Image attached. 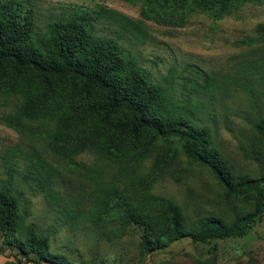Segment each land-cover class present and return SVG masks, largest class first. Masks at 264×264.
<instances>
[{"label": "rangeland", "instance_id": "rangeland-1", "mask_svg": "<svg viewBox=\"0 0 264 264\" xmlns=\"http://www.w3.org/2000/svg\"><path fill=\"white\" fill-rule=\"evenodd\" d=\"M24 2L34 8L38 36L76 7L102 13L93 20L94 32L117 39L179 111L208 126L236 173H264V159L251 157L253 150L264 154L253 127L264 119V0H238L218 15L190 2L178 9L145 0ZM106 11L125 14L126 27ZM246 70L255 99L239 83ZM102 97L72 79L61 86L26 76L0 83V184L12 176L13 185L14 178L23 222H34L49 235L51 250L76 264H264V217L242 236L195 242L185 235L141 255L143 227L123 221L125 199L137 206L155 196L171 199L194 227L210 215L231 221L253 208L255 195L227 197L210 169L191 159L175 137L134 143L112 121L104 126L85 108ZM21 150L45 160L53 173L49 190L21 179L32 162ZM15 253L0 235V264L15 261Z\"/></svg>", "mask_w": 264, "mask_h": 264}, {"label": "trees", "instance_id": "trees-1", "mask_svg": "<svg viewBox=\"0 0 264 264\" xmlns=\"http://www.w3.org/2000/svg\"><path fill=\"white\" fill-rule=\"evenodd\" d=\"M145 1L149 6L160 4L177 9L190 2L213 15L227 11L238 2ZM34 13V8L25 6L24 0H5L0 4V83L25 76L44 86H61L67 80H79L88 92L96 91L103 96L101 101H91L85 108L88 113L100 116L104 126L112 121L115 129L134 143L153 144L175 137L191 159L210 169L227 197L255 195L253 208L237 214L231 221L210 215L194 227H189L181 205L171 199L155 196L141 206L125 199L123 221L137 222L143 227L139 241L142 256L162 250L185 235L195 242L242 236L255 222L263 219L264 173L259 177L236 173L215 146L208 126L194 123L189 115L179 111L166 88L153 83L117 39L94 32L93 20L102 13L92 15L89 10L76 7L74 12L50 21L40 36L36 35ZM106 13L114 21L129 20L118 11ZM122 21L119 20L126 27V21ZM250 73L246 70L239 83L255 99L257 90L248 80ZM253 127L264 141V119L254 123ZM17 155L18 152L14 158ZM20 155L32 160L22 170L21 179L32 180L37 190H49L53 173L45 160L34 151L25 154L21 150ZM251 157L260 161L264 154L253 150ZM21 195L14 178L12 185V176L0 184V235L16 252V260L5 264H23L24 260L28 264H76L68 254L53 252L49 235L41 232L34 222H23Z\"/></svg>", "mask_w": 264, "mask_h": 264}]
</instances>
